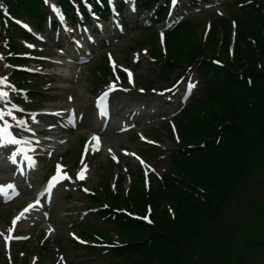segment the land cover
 <instances>
[{
  "label": "rangeland",
  "instance_id": "374dc122",
  "mask_svg": "<svg viewBox=\"0 0 264 264\" xmlns=\"http://www.w3.org/2000/svg\"><path fill=\"white\" fill-rule=\"evenodd\" d=\"M230 3L212 0L193 7L188 0H175L169 19L159 24L155 17L151 20L153 12L139 9L127 14L125 28L116 21L101 27L93 42L77 41L70 37L72 31L63 30L33 43L18 39L19 52L29 59L25 70L35 79L36 92L33 100L21 91L15 98L11 90L0 87L8 94L0 99V111H12L16 120L26 121V129L7 115L0 121L1 126L7 121L8 131L21 141L0 147V160L6 162L0 165L4 195L0 198V233L4 234L0 264H127L120 255L94 245L117 239V232L89 211L94 205L92 194L115 191L118 183L126 193L142 183L150 193L146 210L150 207L152 213L156 208L160 221L178 216L169 195L172 191L162 184L168 169L166 151L179 142L173 118L196 96L202 82L194 64L189 67L183 62L162 72L155 56L166 51L163 34L182 21L191 22L180 32L173 53L199 43L212 55L211 23L234 16L236 8ZM8 69L0 61V76ZM65 77L70 82L62 86ZM113 84L115 91L110 90ZM105 92L109 93L106 109L98 108L97 100ZM223 114V108H209L199 115V122L203 126L205 120L211 121L217 128L227 120ZM92 136L107 152L97 150L95 141L89 147ZM24 153L30 155L35 169L29 180L23 177L28 174L21 165ZM135 155L147 169L135 161ZM85 168L84 179H78ZM8 189L15 193L8 194ZM236 189L224 216L203 235L205 256L198 264H264V159L256 161ZM134 190L130 197L133 192L135 198Z\"/></svg>",
  "mask_w": 264,
  "mask_h": 264
},
{
  "label": "trees",
  "instance_id": "16d2710c",
  "mask_svg": "<svg viewBox=\"0 0 264 264\" xmlns=\"http://www.w3.org/2000/svg\"><path fill=\"white\" fill-rule=\"evenodd\" d=\"M86 1L103 17L110 13L107 0ZM170 1L136 0L139 7L155 10L158 20L166 18ZM231 2L236 8L234 16L212 22L208 39L215 46V54H207L199 43L188 51L173 53L179 45L180 32L190 25L191 21H185L165 34L166 51L155 56L163 65L162 72L183 62L189 67L194 64L202 82L196 96L173 118L179 142L166 151L168 169L162 184L172 191L169 195L178 216L160 221L156 208L152 213L148 211L150 207L146 210V195L150 193L142 183L132 189L135 198L133 192L130 197L132 190L126 193L121 188L120 179L115 191L109 189L103 196H93L92 208L97 209L94 216L116 228L117 239L111 237L106 242L108 250L127 264H198L201 255L205 256L203 235L224 216L236 188L256 161L264 159V3ZM55 3L70 18H78L77 7L89 20L84 0ZM50 14L45 0H0V56L12 68L1 80L14 88L28 89L29 95L35 94L36 81L18 70L28 63L18 57V38L31 36L17 23H28L43 32ZM215 107L223 108L227 120L216 128L203 118L207 123L202 126L199 115Z\"/></svg>",
  "mask_w": 264,
  "mask_h": 264
},
{
  "label": "snow or ice",
  "instance_id": "6c2138e0",
  "mask_svg": "<svg viewBox=\"0 0 264 264\" xmlns=\"http://www.w3.org/2000/svg\"><path fill=\"white\" fill-rule=\"evenodd\" d=\"M173 2L175 3V0H173ZM0 59H3V58L0 57ZM110 60H111V57H110ZM113 67L115 68V64H113ZM125 71H127V70H125ZM128 75H129V81L131 82V73L129 72ZM4 79L6 80V78H4ZM3 83H4V80H0V84H3ZM192 87H194V85H192ZM110 90L115 91V85L114 84L110 85ZM7 95L8 94L6 92L0 91V99H6ZM108 95H109V93L105 92V93H103V95H101L98 98V100H97V107L98 108L106 109V102H107ZM13 107L15 108V106H13ZM16 110L17 111H22L20 109H16ZM102 114H104V113H102ZM6 115L10 116L13 120H16V117L12 114V111H8L6 113L3 112V111H0V121H4ZM33 120H34V117H33ZM16 125L18 127H25V129H26V121L16 120ZM10 127H11V125L8 124L7 121H5L3 128H0V147H3L5 144H19V143H21V141L15 139V137H13L11 135V133L8 131ZM92 141H95L98 144L99 139H98V137L93 136L92 137ZM28 159L31 162V158H28ZM84 171H86V168H85V170H82V172L78 174V177H77L78 179H84ZM60 172H61V169L58 167L57 168V177H59ZM57 177L53 178V180L55 182H58L57 181ZM64 178L68 179L69 177H67V175L65 174ZM8 187L12 188L13 186L9 185ZM0 191H3V189H0ZM26 211H28V209H25V212ZM21 215H23V214H21ZM19 219H20V217L16 218L17 221ZM144 219L147 220L148 223H151V221L148 220L147 217H144ZM15 223L16 222L14 221V225H15ZM12 230L13 229H9L8 231L11 232ZM3 235H4L3 233H0V236H3ZM8 239H11V236H9Z\"/></svg>",
  "mask_w": 264,
  "mask_h": 264
},
{
  "label": "bare ground",
  "instance_id": "6f19581e",
  "mask_svg": "<svg viewBox=\"0 0 264 264\" xmlns=\"http://www.w3.org/2000/svg\"><path fill=\"white\" fill-rule=\"evenodd\" d=\"M63 85L62 86H64L65 84H68V82H70V79H69V77H65V79H63ZM112 97V96H111ZM93 137V136H92ZM92 137H91V139H90V141H89V147L92 149L93 148V144H94V141H92ZM97 149L98 150H100V151H103V152H107V150L104 148V146L102 145V144H98L97 145ZM1 164H4V165H6V162H2L1 160H0V165ZM24 166H27V164L25 163L24 164ZM35 170L34 169H32V170H30L29 171V173L30 174H33V172H34ZM1 195V194H0ZM1 197V196H0Z\"/></svg>",
  "mask_w": 264,
  "mask_h": 264
}]
</instances>
